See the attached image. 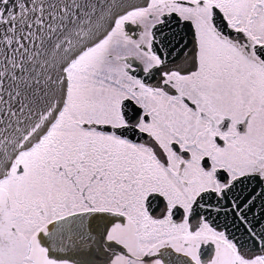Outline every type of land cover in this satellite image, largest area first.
Returning <instances> with one entry per match:
<instances>
[{
  "label": "snow or ice",
  "instance_id": "6c2138e0",
  "mask_svg": "<svg viewBox=\"0 0 264 264\" xmlns=\"http://www.w3.org/2000/svg\"><path fill=\"white\" fill-rule=\"evenodd\" d=\"M0 264H264V0H0Z\"/></svg>",
  "mask_w": 264,
  "mask_h": 264
}]
</instances>
